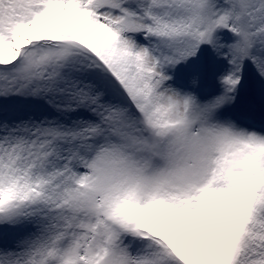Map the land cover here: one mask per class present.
<instances>
[{"label": "snow or ice", "instance_id": "snow-or-ice-1", "mask_svg": "<svg viewBox=\"0 0 264 264\" xmlns=\"http://www.w3.org/2000/svg\"><path fill=\"white\" fill-rule=\"evenodd\" d=\"M0 264H264V0H0Z\"/></svg>", "mask_w": 264, "mask_h": 264}, {"label": "rangeland", "instance_id": "rangeland-1", "mask_svg": "<svg viewBox=\"0 0 264 264\" xmlns=\"http://www.w3.org/2000/svg\"><path fill=\"white\" fill-rule=\"evenodd\" d=\"M210 60V51L205 47V49L200 53V60L190 61L188 66H178L175 70V79L177 81H185L195 70V67L199 63L207 64Z\"/></svg>", "mask_w": 264, "mask_h": 264}]
</instances>
